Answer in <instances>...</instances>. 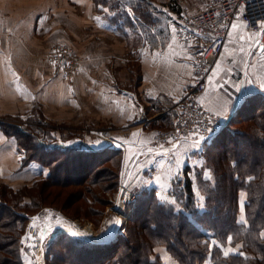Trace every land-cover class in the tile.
<instances>
[{
	"label": "trees",
	"instance_id": "1",
	"mask_svg": "<svg viewBox=\"0 0 264 264\" xmlns=\"http://www.w3.org/2000/svg\"><path fill=\"white\" fill-rule=\"evenodd\" d=\"M93 1L100 14L107 7V12L109 9L114 12L105 14L121 30L135 33L141 30L150 42L164 41L169 34L166 12L182 11L179 0L167 4L154 0ZM126 5L136 14V23ZM167 106L168 111L154 122L160 130L170 129L176 116L174 104L169 102L163 108ZM41 122L38 128L19 124L14 125L16 129L13 127L17 131L18 151L24 154L22 164L36 159L50 171L31 186L16 191L6 185L0 188V264H25L22 239L30 216L45 206L67 204L59 202L58 192L50 188L86 182L83 189L72 192L70 197L76 194L84 201L72 208L74 214L90 217L100 211L97 205L104 207L109 203L106 194L113 193L118 185L120 149L108 145L86 149L75 143L59 142L46 146L44 138L49 137L50 130L44 120ZM204 144L203 166L209 168L210 175L204 167V171L196 169L205 196L203 202L197 199L186 167L187 175L177 181L174 198L157 197L156 187L139 193L124 234L111 241L97 242L59 233L50 243L62 246L61 254L48 247L44 252L46 264H163L156 253L159 246H164L180 264H264V94L257 91L248 96L226 125L204 140ZM76 155L92 160L89 165L94 163L86 166L82 175L71 177L68 175L77 166L71 167L70 160ZM60 168H66L67 176L63 177ZM242 192L247 196L245 222L239 223L238 202ZM225 252L229 254L226 256Z\"/></svg>",
	"mask_w": 264,
	"mask_h": 264
},
{
	"label": "rangeland",
	"instance_id": "2",
	"mask_svg": "<svg viewBox=\"0 0 264 264\" xmlns=\"http://www.w3.org/2000/svg\"><path fill=\"white\" fill-rule=\"evenodd\" d=\"M46 2H48V0H0V188L6 185L16 191L25 186H31L34 181L45 177L50 171L47 166L42 165L41 162L36 159L31 160L29 163L22 164V157L24 154L18 151V142L16 139L17 131H15L16 126H14L16 124L28 127L29 129L38 125V128L40 124H42L41 121L44 120V123L47 124L46 127L50 130V134H47L49 137L45 136L44 138L46 146H53L56 142H59L64 145L75 143L81 147H86V149H99L108 143L116 145L118 142L116 140L118 137L113 136L115 130L114 124L108 121L98 123L89 121L88 116L79 118L80 112L73 115V113L69 111L70 108L68 106L61 107L64 109V112L58 111V101L55 99L57 97L56 92H58L60 86L65 83L64 81H72L74 78L77 79L90 54V51L84 50L88 49L90 45H94L95 41L90 38L91 30L87 28V24L84 25V30L79 37L76 34L75 37L74 34L66 28L61 29L64 35L56 36L57 34L52 32L54 30H52L53 28L51 27L53 20L50 22L49 30H46V26L44 28V25H42L38 27L35 32H30L28 30L29 20H26L25 16L35 13L31 10L33 6ZM205 2L206 0H185L182 5L179 0L182 11L180 13L166 12V23L175 15H180L183 11L195 10ZM62 3L65 6L70 5L68 1ZM107 8L105 10L103 9L102 15H114V12L110 9L107 12ZM68 9L69 8H66L65 10L62 8L65 16L57 19L58 26L66 27L63 22L71 17V13ZM126 10L127 12L130 11L132 14L131 18L136 23L137 17L134 12H131V7L126 5ZM33 34L36 36L30 37V35ZM129 46L130 49L135 47L131 39L128 42V47ZM60 47H66L69 51H74L80 57L79 67L74 75H67V73H64L58 67L60 58L56 51H59ZM252 56L250 60L251 63L260 60L258 57V59L253 61L254 59ZM127 64L131 65L132 68L130 69V67H128V73L126 71V74L130 76L131 83L129 86L133 89L137 86L136 84L138 81L141 80L137 55L132 54ZM134 67L135 70L133 69ZM249 68V66L245 68V78L251 83L253 81V84L256 85L255 89L261 91L263 89L261 87L264 86V81H262V79H257L256 75L252 76L250 74L251 72H249ZM117 73L119 74L120 71ZM119 76L122 77V81L121 79L120 81L125 84L126 79L124 78V72H121ZM65 98L68 99L69 102L72 101L70 97L67 98L66 96ZM85 114L88 115L87 112H85ZM214 114L216 113L214 112ZM216 115L220 117L218 114ZM173 116L175 115L173 114ZM2 125L10 131L9 134L2 128ZM13 127H15V129ZM84 141L88 143L84 144ZM97 141L102 143L96 145ZM197 144L200 145L197 148L189 149L187 155L183 153L182 155L175 156L173 153L174 151L170 155H153L155 157H153L152 154L140 155L135 153L136 157L133 167L130 166L132 159L128 158L127 151L121 149L119 151L121 154L118 165L119 173L116 179L118 181L117 188L113 193L109 192L106 194L109 203H105L104 207L100 205L96 206L98 207L96 209L100 211L94 216L86 217L82 213L74 214L72 211V208L75 209V207L79 206V204L84 201L82 198H78L76 194L71 197L70 194L83 189L84 185H87L86 182L50 188L58 192L57 198L59 202L61 200L67 201V204L45 206V209L41 208L35 212L34 214H38L37 225L35 222L31 221V217L29 218L22 239V252L25 264H46L44 252L48 247V249H52L55 253L61 254L62 246L60 247L58 244L54 245L50 243L51 240L54 239V234H56L57 231V229L54 227L52 228V226H56L55 221L61 219V217H65L69 222L77 220L82 224L90 223L97 232V237L93 239V241L97 242L107 240L113 233L121 229L125 231L126 225L131 219L130 217L133 213L139 193L144 189L156 187L157 197L167 200L174 198L173 191L177 181L184 177V175H187L185 170L186 167L189 168V175L193 179L197 199L200 200V197H203V200H200L203 202L205 196L198 183L196 169L197 171L200 169L204 171V167L205 172L208 173V175L210 174L209 168L203 166L205 157L201 155L202 149L206 148L205 144L203 145V142H198ZM140 151H143V149ZM90 162H92V160L85 159L83 156H72L70 166L73 167V165H76L77 167L74 168L72 173H69L70 175L68 176L74 177V175H82L85 172L84 170L88 168H86V166H88ZM20 163L21 166L19 167ZM28 165H32L33 171L36 172V174H33L31 177H29L28 174L23 175V172H20V170H23V168ZM14 166L17 167L16 170H13L15 169ZM101 167L104 168L105 166ZM130 167L132 171L128 175L127 173ZM39 168L41 169L37 172ZM59 171L62 172L63 177L67 176L65 172L66 168H60ZM19 176L21 178H26V180L23 179L22 182H18L17 177ZM88 180L89 182L92 181V179ZM124 180L127 182V187L136 195V202L130 204L132 213L129 219L126 222H119V224H117L115 223L117 214L112 206L113 200L118 193L120 183ZM46 190H48V187H46ZM246 198V193L242 192L241 199L244 200V203ZM5 219L6 218H4V220ZM122 224L124 225L122 226ZM33 225H36L34 226L37 230L36 234H34V231H30ZM69 227L68 225V230L63 231V233H67L70 237L84 241L83 238H77L72 235ZM37 238H39V243H41L40 247L37 245ZM30 248L32 249L31 251ZM52 256L53 254H51V257Z\"/></svg>",
	"mask_w": 264,
	"mask_h": 264
},
{
	"label": "crops",
	"instance_id": "3",
	"mask_svg": "<svg viewBox=\"0 0 264 264\" xmlns=\"http://www.w3.org/2000/svg\"><path fill=\"white\" fill-rule=\"evenodd\" d=\"M64 1H68L70 5L65 6L62 3ZM154 1L167 4L170 0ZM62 8H69L71 13V17L63 22L66 27L57 25V19L65 16ZM165 9L167 11L168 6H165ZM31 10L35 13L26 15L25 18L29 20L28 30L32 33L42 25L49 30L53 20L51 27L56 36L64 35L61 29L66 28L79 37L87 24V28L91 30L90 38L95 41L94 45L84 50L90 51V54L77 79L64 81L56 92L59 112H64L61 107L68 106L73 115L80 112L79 118L88 116L89 121H108L114 124L113 136L118 137L116 146L119 145L118 147L127 151L128 158L132 159V167L135 153L153 156L170 155L174 151L175 156L183 153L187 155L189 149L200 145L196 141H184L173 150L160 153L154 149L152 142L153 136L162 131L154 122H158L170 108L167 106L164 109V104L171 102L175 105L180 94L191 83V53L186 45L176 42L171 36L169 38V34L164 41L150 42L141 30L136 33L124 32L111 18L97 12L93 0H48L33 6ZM130 39L135 45L133 49L128 47ZM254 40L255 33L243 22L236 20L232 24L229 38L213 67L208 88L201 95L202 103L218 114L224 122L232 117L248 96L259 91L255 89L253 81L251 83L245 78V68L249 66L250 74L264 81V59L256 60L258 57L253 50ZM132 54L137 55L139 74L141 73V80L133 89L129 86L130 76L126 74L128 67L132 69L131 65L127 64ZM251 56L257 63H251ZM118 71L124 72L125 84L121 82L122 77ZM63 96L70 97L72 101L69 102ZM85 143L88 142L84 141ZM142 149L143 151H140ZM14 168L13 170H16L17 167ZM131 171L130 167L127 174ZM20 172H23V175L28 174L29 177L36 174L32 165ZM17 179L18 182L26 180L20 176ZM156 253L162 258L163 264H180L164 246L157 247Z\"/></svg>",
	"mask_w": 264,
	"mask_h": 264
},
{
	"label": "built area",
	"instance_id": "4",
	"mask_svg": "<svg viewBox=\"0 0 264 264\" xmlns=\"http://www.w3.org/2000/svg\"><path fill=\"white\" fill-rule=\"evenodd\" d=\"M184 2L185 0H180L182 5ZM236 20L243 22L250 31L255 33L254 54L264 59V51H262L264 50V0H206L197 9L183 11L168 21L167 27L171 38L186 45L190 50L192 73L190 85L180 94L174 105L176 116L173 126L167 130L158 131L153 136L152 142L156 151L169 152L184 141L203 142L221 130L226 123L202 103L201 95L208 88L213 67ZM56 53L60 58L58 67L67 75H74L79 67L80 57L66 47H60ZM260 92L264 94V87ZM109 144L114 148H120L112 143ZM134 202H136V195L127 187L126 180L121 181L112 206L117 214V221L123 223L129 219L132 213L130 204ZM30 217L31 221L37 225L38 214ZM55 224L56 226H52L57 229L54 236L68 230L69 225L70 232L85 234L82 237L76 236L77 238L93 241L97 237V232L90 223L82 224L77 220L69 222L65 217H61L55 221ZM36 225H33L30 230L34 231V234L37 232L34 227ZM123 232L124 229H121L113 233L111 239Z\"/></svg>",
	"mask_w": 264,
	"mask_h": 264
},
{
	"label": "snow or ice",
	"instance_id": "5",
	"mask_svg": "<svg viewBox=\"0 0 264 264\" xmlns=\"http://www.w3.org/2000/svg\"><path fill=\"white\" fill-rule=\"evenodd\" d=\"M97 19H99V18H97ZM233 27H235V25H233ZM262 51H264V50H262ZM102 142H99V141H97L96 142V145H99V144H101ZM117 146H119V145H117ZM206 175V178H210V177H207V174H205ZM200 200L202 201L203 200V197H200ZM239 206H240V212H241V216H240V219H239V223H244L245 222V216L243 215V213H244V200H240L239 202ZM201 206H203L202 204H201ZM115 223H117V224H119V221H116ZM72 235H74V236H84L85 234L84 233H80V232H74V233H72ZM231 237H228V241L229 242H231ZM229 253L228 252H225L224 253V255H228ZM241 255H243V253H241Z\"/></svg>",
	"mask_w": 264,
	"mask_h": 264
},
{
	"label": "water",
	"instance_id": "6",
	"mask_svg": "<svg viewBox=\"0 0 264 264\" xmlns=\"http://www.w3.org/2000/svg\"><path fill=\"white\" fill-rule=\"evenodd\" d=\"M225 125H226V123L223 125V127H224ZM223 127H222V128H223ZM222 128H221V129H222ZM116 207H117V206H116ZM116 207H115V209H116ZM112 235H114V234H112ZM112 237H113V236H112ZM112 237L110 236V238H109V239H107V240H105V241H100V242H107V241H111V240H112V239H111ZM114 238H115V237H114ZM114 238H113V239H114Z\"/></svg>",
	"mask_w": 264,
	"mask_h": 264
},
{
	"label": "bare ground",
	"instance_id": "7",
	"mask_svg": "<svg viewBox=\"0 0 264 264\" xmlns=\"http://www.w3.org/2000/svg\"><path fill=\"white\" fill-rule=\"evenodd\" d=\"M35 242V241H34ZM40 243H39V238H37V245H39ZM41 245V244H40Z\"/></svg>",
	"mask_w": 264,
	"mask_h": 264
}]
</instances>
